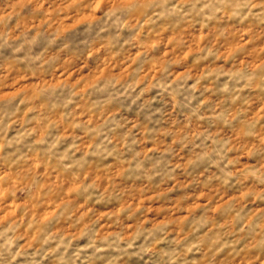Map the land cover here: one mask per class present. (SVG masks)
Listing matches in <instances>:
<instances>
[{
	"label": "clouds",
	"instance_id": "clouds-1",
	"mask_svg": "<svg viewBox=\"0 0 264 264\" xmlns=\"http://www.w3.org/2000/svg\"><path fill=\"white\" fill-rule=\"evenodd\" d=\"M23 2L27 15L17 28L0 17V67L20 68L9 75L33 83L50 75L52 86L9 94L0 76V264H264V120L251 117L256 103L247 111L242 103L264 99V0ZM187 33L191 66L179 59ZM168 35L173 44L162 55ZM153 40L161 43L149 47ZM73 44L89 79L98 76L84 93L71 80L55 83L52 71L54 49ZM100 67L102 74L92 71ZM237 128L238 140L228 134ZM57 173L63 183L53 184ZM189 180L188 200L146 212L150 191ZM70 185L79 199L64 197ZM177 195L161 197L160 206ZM70 199L41 223L49 200ZM84 201L93 211L77 223L72 209ZM192 203L200 207L185 213ZM105 207L110 215L96 219ZM65 222L76 231L66 233Z\"/></svg>",
	"mask_w": 264,
	"mask_h": 264
},
{
	"label": "rangeland",
	"instance_id": "rangeland-1",
	"mask_svg": "<svg viewBox=\"0 0 264 264\" xmlns=\"http://www.w3.org/2000/svg\"><path fill=\"white\" fill-rule=\"evenodd\" d=\"M27 15V7L24 4L23 0H0V17H10L11 18V26L13 29L17 28L19 26V21H21L23 19V17ZM84 18H80L77 19L75 21H73L70 24L64 25L61 28V32H68L69 30L74 29L77 25H79L81 23V20ZM166 31V30H165ZM186 31V30H184ZM187 36L189 38V47H187L183 53L180 55L179 59L180 60H189L190 61V66L196 64V61L194 59L190 58V53L193 51V48L191 46V39L193 38V34L192 33H187ZM194 39L198 42L201 39V36L199 33L195 34ZM216 39H221L220 36H217ZM173 40L174 37L172 35H168L163 39V53L162 55H168L169 53V49L170 46L173 44ZM161 41L160 40H153L151 41V43L149 44V47L154 48L157 44H160ZM102 50L101 47H97L95 49L96 53H99ZM54 51L56 52V55H53L50 57L51 60L55 61V60H59V63L57 64V66L52 70L55 73V83H59L61 81V79H67V80H71L72 81V85L75 87L76 85H79V89L78 91L80 93H84L86 92L92 85V83L98 78L97 75H93L91 76V78L89 79V73L85 71V69L88 67V65L80 59V48L76 45L73 44L70 50H62L59 47H57L56 49H54ZM92 53L89 52L87 53V56H91ZM137 55H139V53H137ZM87 56L85 58H87ZM79 61V62H78ZM225 61H227V56H225ZM176 62H179L178 60ZM121 63H123V61H121ZM74 65V66H73ZM65 66H68L67 68ZM113 68L116 67V65L112 66ZM154 67V66H153ZM127 69V65H125L124 68L121 69V72L125 71ZM105 67H100L98 70L93 68L92 71L93 72H97L98 74H102L105 71ZM149 71H152V68L149 69ZM15 72H21L20 68L17 67H10L9 64L7 62H5L3 64V67H0V76H4L6 78H8L9 82L7 85H5L6 88L11 89V91L9 92V94H14L16 92L19 91H23L25 88H32L35 89L37 87V85H40L41 87L44 86V84H49V86L51 85V81H52V76H47V77H42L41 80L36 81V82H31L30 80V76H25L23 74L21 75H9L10 73H15ZM200 72H203V67L200 68ZM145 75H147V73H145ZM73 77H75V79H72ZM151 79V78H149ZM17 81H27L26 83H22L21 86L19 88L15 87ZM205 91L208 92L209 88H205ZM210 95H214V94H210ZM209 99V97H205V100L201 101V103H206L207 100ZM217 104L223 103V98L221 97L219 100L216 101ZM243 109L245 111H247L248 106L250 103H256L258 106L255 107L254 111L251 112V117L254 119H262L264 120V99H260L258 101H248L247 99H245L243 102ZM171 114V112L169 113ZM63 114H61L62 116ZM80 116L84 115V112H80L79 113ZM177 115H179V113H177ZM210 115V114H209ZM88 119H91V116L89 115ZM176 123V117H173L171 124L169 125L174 126ZM185 126H187V122H185ZM212 127L215 128V125H213ZM225 127V125L221 124L218 128H216V131L219 132L221 129H223ZM233 132H235V135H233ZM143 134V133H142ZM228 134L230 136H232L233 139H239V129H229L228 130ZM148 151H151V149H149ZM245 156L247 155L246 153L244 154ZM178 162H177V167H179V163L181 158H177ZM34 168H39L41 167L39 161H37L35 164H33ZM49 164L47 161H45L43 168H44V172L41 173V175H44L47 173ZM107 167H111V165H108ZM91 171L93 173H99L101 171V169L99 167L96 168H92ZM115 171V177L119 178L120 177V170H114ZM53 172H55V168L53 167ZM201 175H203L201 173ZM88 177V172H85L84 174V178L87 179ZM100 176L98 174L93 176V180H99ZM109 179H111V177H104L105 180V189H107L108 187V181ZM206 179V178H205ZM57 181H59L60 183H63V179H62V174L61 173H57L56 175L53 176V179L51 181V183L55 184ZM191 183V181L189 180L187 183H184L181 187H176L175 184H173V186L168 187L166 192L165 191H150L148 193V195L144 198L146 199L149 203L146 207V212L148 213H155V214H160L163 211H165L166 209L169 208H175L178 205H180L182 203V201L184 200H188L190 198L191 193H184V189H186L188 187V184ZM41 187H43V185H41ZM76 185H70L69 187L64 189L63 195L64 197H72L73 199H79V197L76 196ZM156 188H159V185L156 186ZM175 189V192L178 194L172 201H169L165 204V207H161L160 206V199L161 197L166 196L168 193H172ZM138 192H143L145 191L143 188H138L137 189ZM204 193H198L196 195V200H199L203 197ZM156 200L157 203L155 205H153L151 202L153 200ZM87 201H84L82 203H78L75 205V208L72 209L73 213H78L76 216V222L79 223L81 220H83L84 218H86L87 216H89L90 213H92L93 209L91 207L89 208H85L84 204ZM73 203V200H67V201H52L49 200L47 205L45 206V209L41 215V223H43L44 221H46L49 217L53 216L57 209L61 207V204H64L65 207H67L68 204ZM94 204H98V201H93ZM139 204V201H138ZM200 205L198 203H192L190 205H185L183 208V211L185 213L189 212L190 210H195L196 208H199ZM179 211V209H177ZM117 211H119V209H117ZM213 212L216 211V208L214 207L212 209ZM110 215V213L107 211L106 207L104 210L101 211H97L96 212V219H103L105 216ZM178 223H182L184 217L183 216H177L176 217ZM83 227V226H81ZM101 228H104L105 225L101 224L100 225ZM63 230L66 233H71L76 231V225L74 223L71 222H65L63 225ZM237 264H241V261H237ZM243 264H250L249 261H244Z\"/></svg>",
	"mask_w": 264,
	"mask_h": 264
}]
</instances>
